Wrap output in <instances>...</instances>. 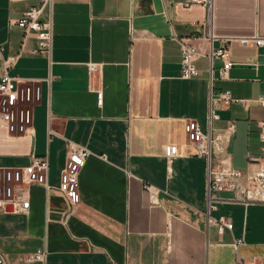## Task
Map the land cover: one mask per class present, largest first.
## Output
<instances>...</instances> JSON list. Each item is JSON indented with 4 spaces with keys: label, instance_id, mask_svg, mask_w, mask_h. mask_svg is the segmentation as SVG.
Masks as SVG:
<instances>
[{
    "label": "crops",
    "instance_id": "0c3cea01",
    "mask_svg": "<svg viewBox=\"0 0 264 264\" xmlns=\"http://www.w3.org/2000/svg\"><path fill=\"white\" fill-rule=\"evenodd\" d=\"M184 1L53 0L51 50L44 56L31 52L37 47L32 34L8 25L38 0H0V75L2 59L14 56L8 74L40 86L30 133L0 127V166H24L32 154L46 155V180L54 187L29 186L26 213L0 211L7 264H234L231 242L240 236L239 255L264 264L263 203L218 201L209 215L229 219L232 229L219 232L207 223L206 162L188 142L184 124L193 119L207 128L209 63L200 56V74L182 79L178 42L208 51L206 10ZM212 32L264 37V0H213ZM229 55L234 64L214 88L228 90L232 100L214 107L221 117L216 126L234 120L236 130L219 160L249 172L247 157L261 147L264 47L231 42ZM88 63L98 66L91 75ZM67 140L90 151L74 207L56 189ZM169 145L174 156L168 162ZM144 183L155 188L156 204ZM39 249L46 251L44 262L26 261Z\"/></svg>",
    "mask_w": 264,
    "mask_h": 264
},
{
    "label": "built area",
    "instance_id": "2783aa9c",
    "mask_svg": "<svg viewBox=\"0 0 264 264\" xmlns=\"http://www.w3.org/2000/svg\"><path fill=\"white\" fill-rule=\"evenodd\" d=\"M53 0H38L37 6H32L22 12L16 19L9 20V27L20 28L25 35H33L37 41V47L31 52L36 55L49 56L52 40V23L50 11ZM185 6L190 4H201L206 10L204 25V38L208 42V51L202 54L193 44L183 38H179L180 45V77L190 79L200 74L201 70L195 66V61L204 55L209 63L207 68L209 74V108L207 112V128L202 130L199 124L188 119L184 124V132L188 142L194 147L196 155L202 157L206 162V218L208 224L217 226L219 232L223 229H232V222L225 217L213 218L209 210L215 208L218 201H229L233 203H263L264 204V120L258 121L257 130L261 147L258 155L248 156L247 161L253 168L249 172L235 167L231 162L220 161L219 157L226 150V143L235 133L234 120H227L223 127H217L216 123L221 121L214 103L228 104L231 102V94L228 90H216L214 81L223 79L234 62L229 55V44L238 42L240 44L254 43L264 47V37H218L212 32L213 0H185ZM46 15V17H45ZM218 42V46H214ZM2 48L0 47V53ZM14 56L2 59L3 72L0 75V127L6 128L12 135H24L30 133L32 123V104L40 98V86L37 81L26 80L18 76H11L7 69L15 62ZM218 59L221 65L215 67L214 61ZM98 70L96 63H88V74ZM103 93L96 90L97 105H101ZM264 105V99L259 98ZM52 131L49 130V133ZM66 161L61 169L59 183L56 189L61 191L69 204L74 207L79 202V174L85 165L90 151L81 145L66 141ZM174 156L173 146L169 145L165 150V158L169 160ZM48 171V159L46 155H31L30 161L24 166H0V211L11 207L13 212L26 213L29 209V186L40 185L46 190L54 188L47 184L46 175ZM148 191L151 204H156L155 188L143 184ZM228 192L230 197L221 198L220 193ZM243 237H236L231 242L235 251L234 264H258L256 257L247 260L239 255ZM46 258L45 249H39L26 256L28 262H44ZM0 264H7L4 256L0 253Z\"/></svg>",
    "mask_w": 264,
    "mask_h": 264
},
{
    "label": "water",
    "instance_id": "95a60500",
    "mask_svg": "<svg viewBox=\"0 0 264 264\" xmlns=\"http://www.w3.org/2000/svg\"><path fill=\"white\" fill-rule=\"evenodd\" d=\"M10 207L8 206L7 209H9ZM11 209V208H10Z\"/></svg>",
    "mask_w": 264,
    "mask_h": 264
}]
</instances>
